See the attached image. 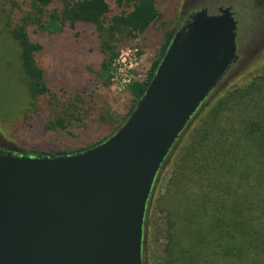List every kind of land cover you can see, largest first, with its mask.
<instances>
[{"label":"water","instance_id":"1","mask_svg":"<svg viewBox=\"0 0 264 264\" xmlns=\"http://www.w3.org/2000/svg\"><path fill=\"white\" fill-rule=\"evenodd\" d=\"M230 7L176 32L125 123L67 154L0 149V264H142L157 174L236 60Z\"/></svg>","mask_w":264,"mask_h":264},{"label":"trees","instance_id":"2","mask_svg":"<svg viewBox=\"0 0 264 264\" xmlns=\"http://www.w3.org/2000/svg\"><path fill=\"white\" fill-rule=\"evenodd\" d=\"M57 1L60 9L46 16L54 0H32L21 25L7 29L19 48V70L32 100L47 88L34 61L40 46L29 41L27 25L44 24L45 31L56 33L63 26L87 24L112 36L124 29L142 34L159 17L154 0H116L132 9L112 18L104 29L106 0ZM173 36L165 35L147 78L129 85L127 117ZM106 49L110 53L101 66L104 72L116 56L108 45ZM218 84L180 134L153 185L143 227V245L152 236L163 242L153 264H264V72L225 89L216 90ZM48 128L65 126L57 120ZM143 256L142 246V264Z\"/></svg>","mask_w":264,"mask_h":264},{"label":"rangeland","instance_id":"3","mask_svg":"<svg viewBox=\"0 0 264 264\" xmlns=\"http://www.w3.org/2000/svg\"><path fill=\"white\" fill-rule=\"evenodd\" d=\"M31 1L0 0V149L25 155L71 153L112 136L128 118L129 85L147 78L165 35L181 30L200 11L213 14L219 7H230L237 21L236 60L216 90L264 72V0H154L159 17L142 34L124 29L109 36L87 24L48 33L44 24L27 25L29 41L40 46L34 61L47 88L32 100L20 74L19 48L7 32L21 25ZM106 1L104 29L112 18L132 9L116 0ZM59 9L54 0L45 15ZM107 45L116 56L104 72ZM250 67L253 72L247 71ZM57 120L65 128L49 129L48 124ZM162 243L154 236L145 239L143 264H153Z\"/></svg>","mask_w":264,"mask_h":264},{"label":"flooded vegetation","instance_id":"4","mask_svg":"<svg viewBox=\"0 0 264 264\" xmlns=\"http://www.w3.org/2000/svg\"><path fill=\"white\" fill-rule=\"evenodd\" d=\"M9 151V150H8ZM14 153H16V152H14ZM17 154H22V153H17Z\"/></svg>","mask_w":264,"mask_h":264}]
</instances>
